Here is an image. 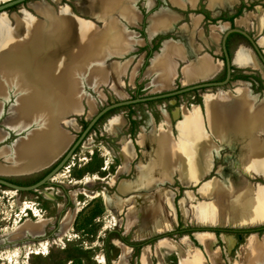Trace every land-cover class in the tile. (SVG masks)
Instances as JSON below:
<instances>
[{
    "label": "rangeland",
    "instance_id": "obj_1",
    "mask_svg": "<svg viewBox=\"0 0 264 264\" xmlns=\"http://www.w3.org/2000/svg\"><path fill=\"white\" fill-rule=\"evenodd\" d=\"M5 1L0 0V4ZM229 1L221 0L225 5L220 6L212 0H197L193 8L187 5L181 8L172 0H28L1 12L0 57L4 45H33L36 51H41L38 53L45 61L64 64L65 72L69 77L72 75L74 89L69 99L73 105L68 103L66 115L60 111L53 113L57 119L55 130L64 134V149L61 148L56 159L40 170L0 173V176L17 185L33 184L56 165L90 119L108 105L201 82L222 81L225 67L220 41L228 28L244 30L257 41L264 54V47L258 43L264 38V0H232L227 6ZM161 13L176 16V21L164 30L155 26L156 15ZM196 15L201 18L197 25L193 23ZM73 22L75 36H79L81 30L89 34L82 41L81 51L73 45L69 59L61 49L49 55L54 46L58 47L60 38V33L54 32L62 31ZM43 35L51 38L54 45L35 40ZM71 38L76 45V39ZM165 41H170L173 48L181 45L186 58L181 60L172 54L173 84L159 90L149 70L156 54H161ZM241 46L253 51L241 35L232 34L228 38L232 72L226 86L114 108L99 119L48 184L30 192L0 187V264H115L121 257L125 264H142L145 249L149 250L150 264H180L178 250H181L170 246L169 242L168 245L165 239L178 247L187 239L207 264H212L209 256L213 252L218 253L219 264H241V246L250 234L262 237L264 223L247 227L218 225L215 216L200 217L196 211L200 204L218 202L214 196H209L213 184L221 183L223 189H231L227 179L230 176L239 177L254 189L264 188L263 174L253 171L252 175H246L231 163L233 153L228 148L230 136L227 133L231 130L230 124L225 115L216 113L213 118L207 105L217 93L233 97L235 89L241 88L247 130L264 145V133L257 128L264 119L256 116L257 110L264 108V67L261 66V72L238 66L235 53ZM193 47L198 50L194 51ZM202 54H208L221 64L218 73L210 79H183L181 68ZM11 69L0 61V73L9 74ZM47 70L54 76L59 75L57 68ZM1 84L6 86L0 79ZM8 89V97H0V153L7 151L0 156V166H10L17 146H22L29 133L43 126L40 120H34L24 130L15 127L11 120L8 125L4 124V119L10 116V107L21 95L14 85L8 84ZM117 121L119 129L114 133L111 128ZM191 123L199 125V129L190 127L191 134L199 131L204 139L195 142L193 152L188 151L191 138L188 131L184 132V127ZM162 134L167 138L170 168L156 164L165 162V154L158 151L155 143ZM125 142L133 153L128 162L120 153ZM137 174L140 176L138 189L122 192L120 185L134 181ZM144 184L146 189H143ZM152 215L159 220L169 217L171 230L164 231L160 225L158 232L142 239L137 237L136 230L147 224ZM199 233L213 234L210 253L202 246ZM225 236L234 239L231 247ZM260 264H264V260Z\"/></svg>",
    "mask_w": 264,
    "mask_h": 264
},
{
    "label": "bare ground",
    "instance_id": "obj_2",
    "mask_svg": "<svg viewBox=\"0 0 264 264\" xmlns=\"http://www.w3.org/2000/svg\"><path fill=\"white\" fill-rule=\"evenodd\" d=\"M212 1L216 2L220 6L225 5L224 3L221 2V0H212ZM231 1L232 0H230L229 3L226 5L229 6V4H231ZM172 2L181 8H184L186 5L193 8L197 0H187V2L184 0H172ZM212 10L213 9H211V11ZM200 19H201L200 16H197L195 22L193 23L197 25ZM174 21H176V16L167 13H161L156 15L155 26L159 27L160 30H164L168 27V25H172ZM153 25L154 23H152V27ZM74 26L75 23L73 22L71 23L70 26L63 28L62 31L60 30L54 32V34H57L59 32L60 34L59 33L58 34L60 38L58 42V47L56 48V46H54V48L52 49L51 53H49V55L53 54L54 52H58L61 49L63 51L64 56L69 59L73 53V47H72L73 45L76 46L81 51L82 41L87 39L89 37V34L86 32V30H81L79 32V36H75L73 32ZM148 31L149 33H151V28H149ZM71 37H74L76 39L75 42L76 45L74 43L72 44L73 38ZM40 39H42L43 41L42 43H46L50 46L54 45L52 43L53 40L51 38H47L46 36L44 37L43 35V36H37L35 40L40 41ZM111 42L112 41H110V43ZM258 43L259 45L261 44L264 47V38L261 39ZM173 49L176 51L175 53L172 51ZM193 50L194 51L198 50V48L193 47ZM24 51L27 52L29 56H27ZM38 52L41 51H36L33 45L18 46L17 44L14 47H10L8 45H4L3 47V53L1 54L0 61L4 63L7 69L12 68L11 73L9 72V74L12 75L13 73L14 76L13 77L9 76L7 72L0 73V79L2 83L4 82L6 83V86L1 84L5 88L3 87L1 89L2 86H0L1 89L0 97L2 96L3 99H6L8 97L7 94L9 93V91L8 93L6 92L7 90H9L8 84L14 85L15 89L21 93L20 97L16 101V104L10 107V116L4 119V124L8 125L9 123L8 121L11 120L15 122L14 124L15 127H19L20 129L24 130L27 126L33 123L34 120H40L42 121L43 126L40 129L29 133L26 142L22 144V146L19 147L17 146L15 151H13V157L11 158L12 164L10 166H0V173L19 174V173H27V172L43 169L52 162L53 158L56 159L58 153L62 151L61 148L64 147V142H63L64 134L62 135L57 132L58 130L57 131L55 130L57 119L55 115H53V113L56 111H60V113H62L63 115L67 113L68 108L66 109V107L71 102L72 103L70 105H73V101H69V99L72 96V89H74V84L73 81L71 80L72 75H70L69 77V74L65 72L64 64L57 65L56 62L54 63V62L45 61L41 57V54ZM86 53H90V52H86ZM172 54H176L177 57L181 58V60L186 58L184 48L181 45L178 44L173 48V45L171 44L170 41H165L164 46L162 47L161 50V54H156L155 58L152 60L150 64L149 72L154 74L155 76L154 86L156 89L159 90L165 89L172 86L173 84V78L171 72L172 70L170 66ZM86 56H84L83 54V57ZM235 63L240 67H246V68L250 67L252 69L263 72L257 60V57L255 56L253 51L243 46L239 47L235 53ZM220 65L219 63L214 61L213 58L208 54H202L200 57L195 58L194 61L189 62L188 65L181 68L180 72L183 79L186 78L192 80L210 79L218 73L221 67ZM50 67H52V69L57 68L59 75L54 76L53 74L49 73L47 69H49ZM98 72L100 74V71ZM233 95L234 96L231 97L229 94L224 92L217 93V95L214 96V100L212 102H207V105L211 110L210 111L211 116L215 118L216 113L217 115L219 113V116L221 114V116L223 117L225 115L226 117L224 118H227V122L230 124L231 130L228 129L227 130L228 132L226 130L223 131L225 134L227 132L230 136L228 146L233 150V156L230 157L232 164L240 168L246 174H250V172L254 170L264 175V145L257 138H253L252 133L249 132V129L247 130V128H249L247 122L243 119V114L245 113L244 101H243L244 92L241 88H236ZM1 111L2 108L0 109V114ZM210 112L208 113V115L210 114ZM195 114L196 113H194V115ZM259 115H261L264 119V108L263 109L261 108V110H257L256 116ZM224 120L226 121V119ZM194 123L188 124L186 125V127H184V132L188 131L187 132L188 137L192 139V141L191 139H189L191 143V148H189L188 150L189 152H193L192 147H194L195 142L197 143L198 141L204 140L202 133L199 131L191 134L189 130L190 127H196V129H199V125H195ZM119 124H120L119 121L114 123L111 128V131L115 133V131L119 129ZM196 124H198V122ZM257 128L259 131L264 133V120L261 124H258ZM165 137L166 136L162 134L161 137L157 138L155 142L158 151L159 152L161 151L163 155L165 154L166 156L164 157L165 160L164 163L161 164L159 162H156V164H158L159 166L163 165L165 168H167L169 166L167 160L168 159L167 152L169 150H166L167 138ZM127 144L128 143L125 142L120 150L121 156L125 162L130 161V158L133 157V153L129 151ZM145 144H146V139L145 137H143L142 145L145 146ZM6 152L7 151H2L0 153V156ZM201 158H204V156H202ZM196 164H198V162ZM182 168L184 169V164ZM227 179L229 184L231 185V189L230 190L223 189L220 186L221 183L213 184V186H211L209 190V196H214L215 198L217 196L216 199L218 200V202L198 205L196 207L197 214L200 215V217L202 215H208L209 217L212 218L213 216H215L214 218H217L216 222L218 225L247 227L255 224L264 223V188L260 190L254 189L252 188V186L247 184L248 182L246 183L244 182V180L240 179L239 177L237 178L236 176H230ZM139 180H140V176L139 174H137L135 176L134 181L122 183L120 185V190L122 192L137 190L140 183ZM146 188L147 185L144 184L143 189ZM193 215L195 214L193 213ZM132 217L133 216H130V218ZM168 218L169 217L163 216L162 220L161 219L159 220L158 216H153V215L150 216L147 224L141 226L140 229L136 230L137 232L136 236L141 239L145 238L148 234L150 235V233L152 232H158L161 226H162L161 228H163L164 231H170L172 228V224ZM133 220H135L134 217ZM198 236L202 239L201 242L202 246H204L206 251L208 250L210 253V247H211L210 244L214 242L213 234L199 233ZM225 239L230 247L234 244L233 238L225 236ZM163 241H165L167 244L169 242V244H171L170 246H174L181 250V251L178 250V254L180 257V264H205L204 257L196 254V251L194 250V246H192L191 242L188 241L187 239H183L182 240L183 244L182 246L179 247L173 242H171V240L169 239H165ZM240 253H241V260H240L241 264H260L264 260V234L260 238L255 233L248 235L245 242L241 246ZM217 254L218 253H214V252L213 254H210L209 260L212 264H219L220 260L218 261ZM148 257H149V250L145 249L141 256V263L150 264ZM115 264H125L124 259L121 257L119 261L116 262Z\"/></svg>",
    "mask_w": 264,
    "mask_h": 264
},
{
    "label": "water",
    "instance_id": "obj_3",
    "mask_svg": "<svg viewBox=\"0 0 264 264\" xmlns=\"http://www.w3.org/2000/svg\"><path fill=\"white\" fill-rule=\"evenodd\" d=\"M25 1L28 0H7L3 3L0 4V13L11 8L12 6H16L18 4H21ZM231 34H239L245 37L248 42L250 43L253 53L257 57V60L260 64V66L264 67V54L260 50V47L257 44V41H254L252 37H250L244 30H241L237 27L233 28H228L226 31L223 33L221 41H220V48L221 51L224 55V67H225V78L222 81H209V82H203V83H198L186 87H181L178 90L174 91H169L166 93L162 94H157V95H152L148 97H143V98H136V99H130V100H125V101H120L111 105H108L98 111L88 122L87 126L83 130V132L80 134V136L74 141V143L71 145V147L64 153V155L59 159V161L56 163L54 167H52L39 181L36 183H33L31 185L27 186H22V185H17L15 183L10 182L7 180L5 177L0 176V187H5L7 189L14 190L16 192H30V191H35L40 187L45 186L48 184L53 177L64 167L66 162L72 157L75 149L82 143L86 135L91 131V129L94 127V125L99 121L101 117H103L106 113L111 111L114 108L122 107V106H128V105H133V104H138V103H145L149 101H155V100H160V99H165V98H170L178 95H182L184 93L194 91V90H199V89H207V88H212V87H224L226 86L231 79V60L226 48V41L227 38ZM32 239V238H31Z\"/></svg>",
    "mask_w": 264,
    "mask_h": 264
},
{
    "label": "crops",
    "instance_id": "obj_4",
    "mask_svg": "<svg viewBox=\"0 0 264 264\" xmlns=\"http://www.w3.org/2000/svg\"><path fill=\"white\" fill-rule=\"evenodd\" d=\"M228 148H229V149L231 150V152L233 153V150H232L229 146H228ZM231 163H232V162H231ZM235 168H237L238 170H240L241 172H243L240 168H238V167H236V166H235ZM253 171H254V170H252V171L250 172V174H246V173H244V172H243V173L246 174V175H249V176H250V175L253 174ZM260 174H261V173H260ZM216 198H217V196H216ZM205 264H207L206 261H205Z\"/></svg>",
    "mask_w": 264,
    "mask_h": 264
},
{
    "label": "flooded vegetation",
    "instance_id": "obj_5",
    "mask_svg": "<svg viewBox=\"0 0 264 264\" xmlns=\"http://www.w3.org/2000/svg\"><path fill=\"white\" fill-rule=\"evenodd\" d=\"M231 35H232V34H231ZM238 35H239V34H238ZM241 36H242V35H241ZM229 37H230V36H229ZM229 37H228V38H229ZM242 37H243V36H242ZM228 38H227V41H228ZM244 38H245V37H244ZM245 39H246V38H245ZM246 40H247V39H246ZM227 41H226V48H227ZM247 41H248V40H247ZM227 51H228V49H227ZM222 54H223V53H222ZM223 57H224V55H223ZM224 78H225V76H224ZM224 78H223V79H224ZM223 79H222V80H223ZM43 176H44V175H43ZM41 178H42V177H41ZM41 178H40V179H41ZM40 179H38V181H39ZM34 182L36 183L37 181H34Z\"/></svg>",
    "mask_w": 264,
    "mask_h": 264
},
{
    "label": "trees",
    "instance_id": "obj_6",
    "mask_svg": "<svg viewBox=\"0 0 264 264\" xmlns=\"http://www.w3.org/2000/svg\"><path fill=\"white\" fill-rule=\"evenodd\" d=\"M230 36H231V35H230ZM36 181H38V179H37ZM33 183H35V182H33Z\"/></svg>",
    "mask_w": 264,
    "mask_h": 264
},
{
    "label": "built area",
    "instance_id": "obj_7",
    "mask_svg": "<svg viewBox=\"0 0 264 264\" xmlns=\"http://www.w3.org/2000/svg\"><path fill=\"white\" fill-rule=\"evenodd\" d=\"M36 191V190H35Z\"/></svg>",
    "mask_w": 264,
    "mask_h": 264
}]
</instances>
